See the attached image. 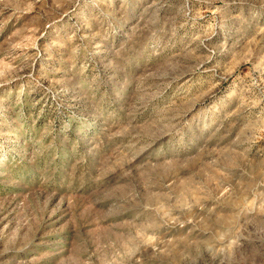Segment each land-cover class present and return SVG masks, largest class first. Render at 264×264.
<instances>
[{"label": "rangeland", "instance_id": "obj_1", "mask_svg": "<svg viewBox=\"0 0 264 264\" xmlns=\"http://www.w3.org/2000/svg\"><path fill=\"white\" fill-rule=\"evenodd\" d=\"M0 264H264V0H0Z\"/></svg>", "mask_w": 264, "mask_h": 264}]
</instances>
